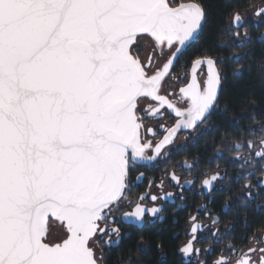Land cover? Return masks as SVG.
Wrapping results in <instances>:
<instances>
[{
    "label": "snow or ice",
    "instance_id": "snow-or-ice-1",
    "mask_svg": "<svg viewBox=\"0 0 264 264\" xmlns=\"http://www.w3.org/2000/svg\"><path fill=\"white\" fill-rule=\"evenodd\" d=\"M206 15L202 0H0V264H105L104 249L122 233L117 212L120 224L139 225L161 211L164 196L130 197L131 176L168 155L179 132L205 125L217 105L224 76L212 51L194 58L185 76L172 71ZM255 16L264 17V6ZM145 43L151 50L142 58ZM166 112L175 123L161 125L166 135L153 144L146 119ZM233 145L237 159L246 147L250 170L259 158L264 177V134ZM167 175L182 192L181 177ZM220 179L206 171L199 183L211 191ZM188 222L179 251L199 256L204 226L195 215ZM253 239L239 258L229 245L213 264H264V236Z\"/></svg>",
    "mask_w": 264,
    "mask_h": 264
},
{
    "label": "flooded vegetation",
    "instance_id": "flooded-vegetation-1",
    "mask_svg": "<svg viewBox=\"0 0 264 264\" xmlns=\"http://www.w3.org/2000/svg\"><path fill=\"white\" fill-rule=\"evenodd\" d=\"M261 6H264V0H254L251 7L238 10L244 16V23L238 29L239 37L235 35L237 29L232 26V17L226 18V30L214 48L224 79L209 121L195 132H179L173 145L166 149L168 155L162 154L154 161L143 162L132 173L130 197L150 192L165 198L156 202L161 211L155 216L146 215L139 225L120 224V213L115 214L122 233L117 246L104 249L105 264H128L129 258L131 264H198V260L213 264L221 251L228 252L229 245L236 247V257L239 258L248 248L256 246L254 236H264V186L261 185L264 177L261 176L260 160L256 158V167L250 170L244 159L248 155L246 147L237 159L233 145V141L239 142L241 136L247 140L253 138V134L257 138L264 134V120L251 116V113L236 120L222 106L227 82L235 83L241 77L248 54L256 51L253 43L264 42V17L255 16ZM200 35L201 32L175 60L172 71L177 77L185 76L191 61L204 53L197 46ZM150 50L149 44L141 45L142 58L147 57ZM167 58V53L160 56L159 63L162 65ZM175 120L176 117L167 112L163 119H146V124L156 132L155 137L147 134V138L155 144L166 135L161 125L171 127ZM185 161L194 167H186ZM173 171L181 177L182 192L167 175ZM206 171H218L222 176L211 191L199 183ZM141 172L144 176L137 181ZM188 180L196 182L187 184ZM149 181H154L151 189ZM162 181L161 190L158 185ZM249 182L251 187H246ZM168 192L174 195L167 197ZM146 203L148 207L153 206L150 200ZM190 215L197 216V222L204 227L196 243L201 249L200 255L186 257L179 249L188 238ZM214 219L218 220L215 225ZM257 256L258 253L253 258Z\"/></svg>",
    "mask_w": 264,
    "mask_h": 264
},
{
    "label": "trees",
    "instance_id": "trees-1",
    "mask_svg": "<svg viewBox=\"0 0 264 264\" xmlns=\"http://www.w3.org/2000/svg\"><path fill=\"white\" fill-rule=\"evenodd\" d=\"M253 1L202 0L207 15L197 44L200 50L204 53L210 50L214 54V48L226 30V18L231 16L232 9L235 6H238L237 10L249 8ZM253 45L256 46V51L248 54L241 77L235 83L227 82L222 97V106L236 120L246 113L264 120V42H254Z\"/></svg>",
    "mask_w": 264,
    "mask_h": 264
},
{
    "label": "water",
    "instance_id": "water-1",
    "mask_svg": "<svg viewBox=\"0 0 264 264\" xmlns=\"http://www.w3.org/2000/svg\"><path fill=\"white\" fill-rule=\"evenodd\" d=\"M192 44V43H191ZM184 51V50H183ZM180 55V54H179Z\"/></svg>",
    "mask_w": 264,
    "mask_h": 264
}]
</instances>
